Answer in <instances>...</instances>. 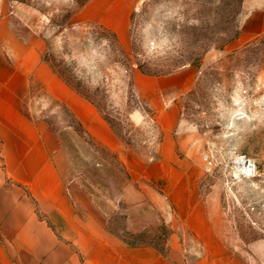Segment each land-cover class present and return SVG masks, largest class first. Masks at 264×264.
<instances>
[{
    "label": "rangeland",
    "instance_id": "374dc122",
    "mask_svg": "<svg viewBox=\"0 0 264 264\" xmlns=\"http://www.w3.org/2000/svg\"><path fill=\"white\" fill-rule=\"evenodd\" d=\"M3 1L110 126L112 147L95 144L101 157L127 170L171 151L230 248L264 238V35L239 38L244 0ZM183 69L189 83L153 106V79ZM235 156L251 165L239 168Z\"/></svg>",
    "mask_w": 264,
    "mask_h": 264
},
{
    "label": "crops",
    "instance_id": "0c3cea01",
    "mask_svg": "<svg viewBox=\"0 0 264 264\" xmlns=\"http://www.w3.org/2000/svg\"><path fill=\"white\" fill-rule=\"evenodd\" d=\"M239 28L241 39L264 35V0H244ZM41 43L0 0V264H264V238L226 244L189 169L170 162L178 155L127 170L101 157L95 144L112 147L110 126L42 58ZM153 80L158 107L190 76Z\"/></svg>",
    "mask_w": 264,
    "mask_h": 264
},
{
    "label": "bare ground",
    "instance_id": "6f19581e",
    "mask_svg": "<svg viewBox=\"0 0 264 264\" xmlns=\"http://www.w3.org/2000/svg\"><path fill=\"white\" fill-rule=\"evenodd\" d=\"M235 158L237 159L236 162H237L239 168H243V169L246 168L248 163H249V166L251 165V163L248 160H246L244 157L242 158L239 156H235Z\"/></svg>",
    "mask_w": 264,
    "mask_h": 264
}]
</instances>
